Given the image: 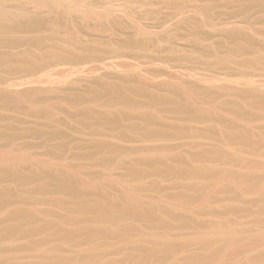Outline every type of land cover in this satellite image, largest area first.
<instances>
[{
    "label": "rangeland",
    "instance_id": "obj_1",
    "mask_svg": "<svg viewBox=\"0 0 264 264\" xmlns=\"http://www.w3.org/2000/svg\"><path fill=\"white\" fill-rule=\"evenodd\" d=\"M29 1L0 0V14L25 8L42 21L40 44L26 33L18 34L13 46L10 39L0 41V54L29 56L22 63L0 64V170H64L92 198L104 187L128 204L140 203L165 215L166 227L129 219L121 225L131 231L119 226L121 234L99 239L110 245L100 250L105 264H186L190 256L209 251L196 241L184 244L185 238L197 237L200 229L229 224L239 236L216 243L213 259L193 264H264V109L257 104L264 98V12L244 14L227 5L235 0ZM239 44L246 47L239 50ZM115 85L136 88L134 106L90 98L93 88ZM78 94L85 100L76 103ZM172 96L198 110L196 119L185 121L184 109L165 108L161 97ZM241 103L253 116L233 112ZM81 109L96 114L120 111L126 116L120 123L111 117L112 122L84 126L76 115ZM150 113L155 117L146 124ZM227 121L252 135L256 146L222 136L218 130L227 129ZM172 128L179 132L176 136L156 133ZM3 133H11L12 139ZM199 149L225 153L202 164L194 157ZM178 153L193 165L217 170L191 202L176 197L195 194L189 190L191 179H181L177 187L166 170L138 181L126 176L141 160L164 167L175 163ZM250 173H258L259 179L243 184ZM20 203L1 211L0 222L25 207ZM227 205L239 212L228 211ZM197 218L204 228L195 224ZM132 236L149 244L164 238L178 245L168 256L161 248L143 253L133 249ZM29 239L0 241V264H35L39 255L33 246L25 247ZM65 247L57 254L68 264H93L80 258L88 245Z\"/></svg>",
    "mask_w": 264,
    "mask_h": 264
},
{
    "label": "bare ground",
    "instance_id": "obj_2",
    "mask_svg": "<svg viewBox=\"0 0 264 264\" xmlns=\"http://www.w3.org/2000/svg\"><path fill=\"white\" fill-rule=\"evenodd\" d=\"M31 2L33 4V0ZM223 4L226 3L224 2ZM227 5L230 6L233 5L234 7L241 10L244 14L254 11H261V13L264 12V0H235L234 2ZM7 8H10V6H8ZM12 10L13 11L9 12L8 14L5 12H3L4 14L2 13L0 14V41L10 39L11 43H9V46H13L14 44H16L18 34L26 33L27 35H32V38L37 39L38 43L40 44L42 41L40 40V37L42 35L40 34L42 31L41 18L38 15L29 13L25 8L23 9L12 8ZM14 19L16 21H13ZM238 47L239 50H243L246 47V45L239 44ZM27 56H28L27 53L16 54V53L8 52V53L0 54V64L10 65L13 62L22 63L23 60L27 58ZM135 91L136 88L134 87H130V89H124L121 87V85H115L109 87L103 86L99 89L93 88L90 91V98L92 99V101L99 103L112 104V103L124 102L129 104L130 106H134ZM145 95H148V97H150L149 94L145 93ZM85 98L86 97H84L83 95L81 96L78 94V96L74 99V101L76 103H80L84 101ZM151 98L154 99L155 97L151 95ZM161 99H162L161 100L162 105L167 109L179 110V111H182L180 109H184L185 119L183 120L185 121H188L190 118L196 119L195 116L199 114L198 110L192 109L185 102L176 99L175 96L161 97ZM257 104L260 106L261 109H264V98L260 100L258 99ZM157 112L159 113V111ZM233 112L236 114H240L241 116L242 115L253 116V113H249L243 103L239 104L238 109L233 110ZM76 115L78 117L79 124H82L84 126L103 125L104 123L106 124L107 122H112L113 119H110L111 117L116 119L115 120L116 123H120L126 116L125 113H122L120 111H118V113L116 114L114 113L96 114L87 109H81L76 113ZM154 117L155 116L152 115L151 113L148 114L147 117H145L144 123L151 124L153 122ZM226 123L228 125L224 128L227 129L220 128L218 130L222 136H225L227 139H231L233 141L235 140L238 143L242 142V144L245 145L256 146V142L251 137L252 135H250L249 133H244L242 131H237L235 127L233 128L232 123L229 121H227ZM139 127L140 126L137 125V128ZM214 129L216 130L215 127ZM210 132L213 133V131ZM156 133L165 136H176L179 132L176 131L175 128H172L168 132L157 130ZM3 137L8 138V140L12 139L11 133H3ZM62 147H64V143L61 144L60 149ZM174 152L176 151L174 150ZM195 153L196 154L194 157L197 159L196 160L197 163L198 161L199 162L201 161L200 163L203 164L204 162H209L216 157L219 156L224 157L225 152L220 149H209L204 151L200 150L198 151V153L197 152ZM189 160L190 159L182 156V154L180 155V153L177 154L175 163H165L164 167H156L146 159L145 161L141 160L140 162H137L141 165H138L137 167L131 169L128 173H126V176L130 177L134 181H138V180H142L140 179L141 177H145L147 175L151 176L155 174H162L161 172H164L166 170L173 177L174 182L176 181L177 187L181 185V181H182L181 179L184 178L191 179V181L189 180L190 183H188L189 190L195 191V194L189 195L187 192H184L176 196V197L179 196L178 198H180L185 202H189V201L191 202L195 197H197L200 191H202L204 187L207 185L205 181L209 177L215 176L217 170H215L216 168H214V166L204 167L200 165L199 166L193 165ZM156 164L158 165V163ZM257 179H259L258 173H250V175L246 174L244 180L247 182H243V184L246 185L249 183H253V181H257ZM80 186L82 185L81 184L79 185L77 181H75V179L70 176L69 173L60 169L48 170V171L41 170L40 168L19 170L13 167H7L1 169L0 170V212L3 211L6 207L9 208V205H11L13 202H21L25 207L11 211L4 219V221L0 222V241H4L5 239H11V238L14 239V237L17 236L23 237L25 239L30 238L27 241L28 243H26L25 247L33 246L38 251L39 257L36 260L37 262L35 264H68V261L64 260L60 255H58L59 253L57 254V252L60 251L65 246H69L74 249V247L75 248L78 246L86 247L87 245H88L87 250L85 252L83 251L84 253L80 254V258L88 261H92L93 264H105L104 261L102 260L103 255L100 252V250L102 251L103 249L106 248V245L107 248L110 245L109 244L104 245L100 243L99 239L104 240L102 238L107 237L109 234H121L119 226L122 227L123 229L128 228L127 226H125L126 224L121 225L122 223H128L129 219H135V220L137 219L144 221L148 224H151L154 227L167 226L168 223L167 218L165 217V215L159 213L158 210L156 211V209L146 208L144 205L140 203L134 205L128 204L122 195L114 194L110 192V190L104 187H100L95 193V196L92 198L88 196L91 193H85ZM25 194H27L28 197H26ZM31 201H41L45 203L46 206L43 208L38 206L33 207L32 205H29L32 204ZM7 208L5 210H7ZM227 208H228L227 210L232 213L239 212V211L237 212L238 207L236 206L227 205ZM175 220L176 219H174V221ZM202 222H203L202 219L197 218L195 224L199 227L204 228L202 226L203 225ZM71 225L74 226L72 227ZM127 230L131 231L130 229ZM200 231L201 232L203 231L202 233L198 232L200 235H198L195 238H193V236L185 238L183 243L189 244L191 242L196 241V243H198L201 248L208 250L209 252L206 253L205 255L203 254L199 255V253H196L190 256L186 260L187 261L186 264H193L195 262L198 263V261L201 262L200 261L201 259H203L205 262L207 260H211V258L213 259V257L215 256L212 253L214 252V247H215L214 245L216 243L222 241L223 243H228L230 241H233L240 234L239 230L233 228V225L231 224H229V228L226 225L224 226L220 225V226L210 227L206 230L200 229ZM136 237L135 236L131 237L133 249H139L143 253H146L145 251L155 252L154 249L161 248L162 251H164L165 255L168 256L175 252L176 247L178 245V241L164 239V238L157 239L153 244H149L150 242L146 243L147 241L145 242V240H143L142 238L136 239ZM210 251L212 252L210 253ZM76 258L79 257L77 256Z\"/></svg>",
    "mask_w": 264,
    "mask_h": 264
}]
</instances>
